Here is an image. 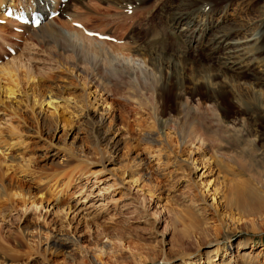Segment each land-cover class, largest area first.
Segmentation results:
<instances>
[{
	"label": "rangeland",
	"instance_id": "rangeland-1",
	"mask_svg": "<svg viewBox=\"0 0 264 264\" xmlns=\"http://www.w3.org/2000/svg\"><path fill=\"white\" fill-rule=\"evenodd\" d=\"M242 1L138 0L134 8L125 11L114 4L92 0L77 11V15L89 16L72 25L77 16L68 22V15L58 9L60 18L51 21L74 42L77 53L72 48H60L46 31L20 26L30 32L14 34L9 27L11 20L4 24L1 21L0 54L6 52L5 41L21 40L17 52L2 58L0 64L6 66L16 57L14 76L1 74L0 70V179L3 185L8 182L14 187L0 188V245L4 246L3 254L10 252L17 257L12 264H92L96 254L95 258L99 256L97 259L105 264H264V203L256 210L248 206L256 195H232L238 181L245 185L244 179H249L264 196V116L244 113L243 107L240 109L222 93L216 109L224 116L221 127H227L230 135L213 134V119L199 118L198 123L189 126L183 141L170 136L171 145L161 150L166 137L156 133L155 142H146L142 131L147 126L148 113H157L158 106L163 116L174 118L173 84L169 82L158 101L151 89L141 88L138 83L131 86L127 74L103 73L105 78L98 73L115 63L148 69L146 61L129 55L125 47L121 52L109 45H123L129 40V46H140L156 34L162 37L164 52L175 53L181 47L187 64H210V56L186 47L170 29L172 12L178 6L206 8L210 3L220 10L227 4L232 9ZM252 1L255 8L241 15L253 17L258 12L251 37L261 39L264 55V0ZM82 24L87 30L106 31L115 37L100 39L86 34L80 30ZM85 46L92 49L91 54H95L94 47L98 50V71L83 60ZM90 79L95 83L91 84ZM14 80L19 82L18 90L7 95L5 88ZM49 92L59 97L53 104L56 107L46 104ZM209 95L200 87L187 90L182 99L199 113L212 108ZM66 96L72 100H63ZM74 101L86 108L105 107L112 111L115 118L111 134L121 139L113 157L108 158L86 132ZM45 115H54L58 121L57 132L47 135L52 144L44 139L46 135L41 130L40 121ZM110 119L106 118V123ZM142 154L148 156L141 167L149 179L131 166L133 156ZM176 156L179 163L174 165ZM193 157L209 160L211 165L192 171ZM17 187L29 188L26 196L30 198L21 199ZM24 225L29 227L27 235L20 230ZM52 234L78 238V245L69 249L45 248L43 239ZM246 239L249 241L241 244ZM27 242L36 246L32 256L20 253ZM96 242L109 244L108 251L100 254L94 248ZM217 246L215 254L212 249ZM181 254L185 255L183 260Z\"/></svg>",
	"mask_w": 264,
	"mask_h": 264
},
{
	"label": "bare ground",
	"instance_id": "bare-ground-1",
	"mask_svg": "<svg viewBox=\"0 0 264 264\" xmlns=\"http://www.w3.org/2000/svg\"><path fill=\"white\" fill-rule=\"evenodd\" d=\"M13 1L14 0H0V14H2L8 6L15 4L13 3ZM19 1L22 2L21 0ZM89 1L92 0H68L67 2H61L60 0H56V3L52 5L54 11L61 9L60 10L61 13H66L68 15L67 18L68 22L73 16H77L78 19L75 18L72 19V21L75 20L81 21V19L85 18V16L88 13L77 15V11L78 9H81L83 5H86V3H88ZM100 1L107 2L108 5L114 4L117 8L123 9L125 11H129L130 8H134L135 4H137L136 2H138V0H100ZM34 2L36 8H39V10L44 13L45 16L44 20H47L49 15L48 13H45V7L49 4V0H34ZM206 8L188 9L183 6H178L172 12L171 23L169 24V26H171L170 29H172L173 32H175L183 40V43L186 44L185 45L186 47L192 48L195 51L197 50L198 52L201 51L206 54V57L210 56L209 58L213 60V62L210 64L206 65V64L194 63V62H189V64H187L185 58H182L181 56L182 53L180 52L181 47L179 48V50L178 49L176 50L177 52L175 53L173 52L174 54L170 52L169 53L164 52L163 51L164 47L161 45L163 44V42H161L162 37L161 39H159L160 38L159 34H156V36L153 37L149 43L147 44L144 43L141 44L140 46H135V45L129 46V44H131L129 43V40H127L123 45L108 44L109 46H111L113 50H119L121 52L123 51L122 49L125 47L124 49L125 50L128 49L129 52L128 51L127 52L129 55L139 56L144 60V62L146 61L147 65H149L148 69L138 68V70H136L134 67H130L129 65L116 64V63L112 65L111 67L112 69L110 67H105L103 69H100V65H99L100 63L97 60V57L95 56V54L98 53V50H96V48L94 47L95 54L94 53L91 54L92 51L91 52L89 51L91 48L88 47L89 48L88 49L86 48V46L85 49H83L84 52L81 50L83 52V57H82L83 60L90 62V64L92 63V66L95 70L100 69L99 71L97 70L98 73L101 72L100 76H104L103 73H107L108 75L115 73L125 74V75L127 74L128 81L131 84V86H134V84L138 83L137 86L139 85L141 88L151 89L155 93L156 100L158 99V101H161V98H159V96L163 91V89L169 84V82L173 84V90L175 93V101H176V114L174 118L173 119L170 118L169 114L163 116L162 111H160V106H158V109L156 108L158 111V112L156 111L157 113H153V114L152 112L148 113L150 115L146 117V119H148V121L146 122L147 126H145L144 131L141 130L144 141L146 142H155L153 137L154 135H156V133L158 137L164 135L167 141L163 142V144L161 143V148H160L161 150L163 149V147H168L171 145L169 142V139H171L170 136H173L175 138L177 137L180 140V142L183 141L189 126L194 122L198 123L199 118L209 119V120L213 119V121L216 123V124L213 123L215 127L213 130L211 129L213 134H217V135L226 134V136L230 135V130L227 127H223V128L221 127L223 121L225 122L224 116L221 115L220 114L221 112L217 111L216 109L217 107H219L218 96L222 93L228 95L229 101L231 103L237 105L240 109L241 107H243L244 113L249 115L256 114L260 117L264 116V82H263L264 55H263V46L260 44V43L263 44V42L260 41L261 39H259V37H254V38L251 37V34H253L251 32V26L258 21V12L256 14L254 13L253 17L249 15L247 16L241 15V13L247 11L249 8H255L253 1L243 0L241 3L237 4L232 9L229 8L227 4V6L226 5L223 6V8L220 10L217 6H213V3L206 5ZM135 10L137 11V9ZM131 16H133V14ZM7 20L8 18H5L3 14L0 15V23L1 21L6 22ZM53 24L54 23L48 19L46 24L40 23V25L36 27V29L39 32H44V31L48 32L47 34L50 35V38L54 39L55 44L58 45L60 48L61 47L72 48L77 53V49L74 42H72L68 36L62 33V31H60ZM67 26L70 27L71 25L69 26L68 24ZM81 27H84V25L82 24ZM28 28H33V26L30 25ZM70 29H72V31L73 30L78 31L73 27H70ZM32 34L38 35L34 33V31L32 32ZM84 39L87 40L88 38L84 37ZM88 40H90V38ZM97 41L101 43L105 42L102 40L101 41L97 40ZM179 46L181 45H178V47ZM15 58L16 57L13 56V59ZM13 59H12V63L10 62L11 64L10 63L7 64L5 62L7 64L6 66L5 64L0 65L1 74H5L9 77L14 76L13 70H15L16 66L13 65L14 63ZM28 73L30 74L29 71ZM29 74L28 77L30 76ZM245 75L246 76L249 75L248 78L245 77ZM170 78H173L174 80L171 81ZM183 81H186V84H184ZM18 83L19 82L14 80L10 87L5 88L6 91L8 92L7 95L14 94V92L18 88ZM90 83L94 84L95 82L92 79H90ZM200 87L205 88L206 91L209 94H211L209 95L210 96L209 101H211L212 103V108H205L204 110H202V112L198 113L195 111V109L192 108L190 104H188V102L184 101L182 98L187 93V90L194 91ZM55 93L52 94L51 92H49L48 100H46L47 101L46 104L48 105L56 104L55 101L59 97H57ZM39 96H41V94ZM61 99L62 98H60V100ZM64 99L67 102H70L72 100V99L70 100V97L67 96L66 98L64 97L63 100ZM39 101L40 100H38V102ZM33 103L36 104L37 101L34 100ZM78 103L74 101V106L76 109L78 108L77 113L83 122L82 124L86 127V132H89L90 137H92V140L93 142H95L96 145H99L104 149L103 153L107 154L108 158L113 157L112 153L115 152L117 153L119 151L118 145L121 139L111 134L112 129H114V126L113 124H111V121H113V119L115 118L113 117L112 111H107L105 107H102L100 109L98 107H95V109H91L88 106L89 108H86L80 106ZM97 104H99V102L96 103L95 106H98ZM53 106L56 107V105ZM106 115H110L108 117L111 118L108 121V123H106V118H108L106 117ZM53 117L55 116L53 115ZM53 117H50L49 115L48 116L45 115L44 117H42L40 121L41 130H43L44 135H46V138L44 139H48L47 135H54L57 132L56 130L58 129L57 128L58 121L56 122L53 119ZM205 127H210V125L206 124ZM39 136H41V134ZM47 141H49V143L52 144L51 140L48 139ZM245 146H248V144H246ZM53 156H56V152ZM177 158L178 157L176 156L175 161L173 163L174 165L175 164L177 165L179 163V161H177ZM11 159H13V157H11ZM147 160H148L147 155L144 156L142 154V155L133 156L131 166L135 165L136 168H139L141 170L139 175L141 177L144 176V178L149 179V174L147 173V171H143L144 169L143 167H141V164H143ZM187 161H189V158L187 159ZM206 165L208 168L211 165V161L203 160V158L202 159L199 158L198 160V158L196 157L195 158L193 157V160H190V168L192 169V171L198 170L200 168H205ZM0 180H1L0 181L1 189L2 187H6L10 189L11 186L13 187V183L7 182L6 185L5 183L3 185L4 181H2V178ZM244 181H245L244 182L245 185H243L242 182L239 181L238 183L235 184L236 188L232 191V195H256L255 201L249 203L248 206L256 210L260 209L262 204L264 203V196H262L261 194L262 191L257 187V185H255V183H253V181L249 179L248 180L244 179ZM28 189L26 188L24 189V187L21 188L17 187V192H19L20 194L18 193L16 194L22 196L20 197L21 199L22 198L28 199L30 198L29 196L28 197L26 196L28 195L27 193ZM207 191L209 190L207 189ZM16 194L14 195L16 196ZM213 194L215 193L213 192ZM211 199L212 201L214 200V195L213 196L211 195ZM28 228H29L28 226L24 225V227H21L20 230H22L24 235H27L28 231H26V229L28 230ZM43 241H44L43 245L45 246V248L48 249L50 248L69 249L70 247L78 245V238L74 239L68 237V235L62 237L57 234H52L50 237L43 239ZM247 241L249 240L246 239L241 244H246ZM108 245L109 244L105 242H96L94 248H98L101 254V253H105V251H108L107 250ZM35 247L36 246H33L32 244L27 242L25 243V250L20 253H23L28 256H32L33 254H35L34 252H37ZM13 249L14 248H11L12 251ZM3 250H4V246L0 245V264H12L13 262L17 261L16 256L9 255L10 252H8L7 254H3ZM212 251H214L216 254L218 251V246L213 248ZM96 255L93 256L94 260L92 264H105L104 262H102L101 259H97L99 256L95 258ZM184 256H185L184 254H181L180 259L183 260ZM165 261H167V259Z\"/></svg>",
	"mask_w": 264,
	"mask_h": 264
}]
</instances>
